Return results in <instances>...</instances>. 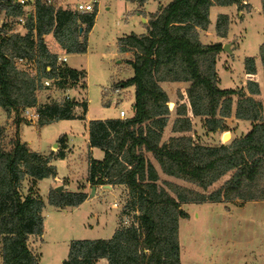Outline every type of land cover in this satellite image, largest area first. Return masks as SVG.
Here are the masks:
<instances>
[{
	"label": "trees",
	"instance_id": "16d2710c",
	"mask_svg": "<svg viewBox=\"0 0 264 264\" xmlns=\"http://www.w3.org/2000/svg\"><path fill=\"white\" fill-rule=\"evenodd\" d=\"M139 7L146 0H128ZM246 0H169L150 15L145 33L125 34L118 38L120 52H130L125 59L130 77L113 83L114 89L133 86L132 114L126 118L91 119L87 123L88 146L104 153L102 159L88 154L86 181L91 186L124 185L128 197L120 224L110 238L72 239L66 257L60 264H96L105 258L108 264H180L179 219L186 218L184 203L204 201L247 202L264 200V104L257 81L246 80L245 88H220L216 61L222 49L220 42L202 43L199 29L208 26L212 5L238 6ZM14 0H0V11L23 17L24 34L0 26V109L12 119L13 132L3 139L6 127L0 125V264H39V255L28 246L30 235H41L44 201L37 181L56 175L51 163L54 156L65 155L66 137L58 138L53 154L33 150L19 135L18 127L31 120L23 115L33 107L39 126L60 119H84L88 101L65 98L64 92L76 85L86 89L85 70L57 63L58 52L50 49L45 36L51 34L65 53H83L87 49L97 9L79 12L46 0H34L33 12ZM250 7V6H249ZM229 18L220 13L215 32L227 35ZM23 58L33 71L16 64ZM264 76V39L259 46ZM247 74L256 73L254 56L243 61ZM49 68V69H48ZM42 78H53L62 92L60 100L38 102V92L45 90ZM188 82L186 103L175 109L172 131H191V116L202 118L208 132L228 129L225 118L251 122L250 129L227 143L201 144L190 134L171 136L161 142L168 123V95L161 82ZM234 97L236 98L234 100ZM82 113L76 114V107ZM190 113V114H189ZM150 153L162 171L207 189L225 174L231 176L209 193L199 192L176 183H158V173L147 157ZM28 179L26 193L19 189ZM84 186L77 191L50 189L47 201L58 208L78 206L88 196ZM122 218V217H121ZM127 222V224H125Z\"/></svg>",
	"mask_w": 264,
	"mask_h": 264
},
{
	"label": "rangeland",
	"instance_id": "374dc122",
	"mask_svg": "<svg viewBox=\"0 0 264 264\" xmlns=\"http://www.w3.org/2000/svg\"><path fill=\"white\" fill-rule=\"evenodd\" d=\"M53 1L56 5L71 6L73 9L77 2L91 1L96 3L97 15L88 34L86 51L83 53H66L68 65L86 71V89L78 84L69 90V94L79 101L87 98L88 106L84 117L91 119L109 118L118 116L120 109H124L129 115L132 114L133 86L119 88L118 91H115L113 86L114 82L126 79L132 74L130 66L125 63V59L131 58V53L119 51L118 38L131 31L143 32L144 24L141 22L138 12H142L141 14L149 19L150 15L154 13L147 15L148 13H145L144 10L147 12L155 11L158 8L157 1L146 0L143 5L144 9L138 6L140 10H136L135 3L125 0ZM243 3L247 4L241 6L232 4L221 7L223 12H226L223 14L229 18L225 37H220L215 32V21L220 13L214 7L211 11L217 14L211 17V26L208 24L206 29L198 30L202 43L220 42L222 44L219 62L225 63L227 69L219 64L218 71L222 84L226 87H231L235 83L238 84V80H241L243 61L246 56L256 57L261 67L259 46L264 39V0H246ZM29 9L33 12V3L24 5V12ZM3 24L11 32L12 28L19 29L18 26L21 25V22L18 21L17 17L0 11V26ZM217 39L218 41H216ZM46 43L52 51L59 54L65 53L55 44L53 38H47ZM224 45H226L225 49H223ZM119 60L121 63L117 62ZM230 67L231 70H229ZM27 69L33 71L31 66ZM160 85L168 95L170 111L168 123L162 132L161 142L167 141L171 136L190 134L195 141L201 144L216 145L227 143L234 137L242 135L250 126L246 123L235 126L234 123H228L227 130L219 133L208 132L202 124V118L195 116L191 121L190 132H173L171 127L176 116L175 109L180 103L188 104L185 90L189 84L188 82H177L160 83ZM238 88L240 87L237 86L236 89ZM48 97L49 99L60 100L63 94L53 88L38 92L39 103L44 102ZM259 99L263 101L262 98ZM187 108L189 109V105ZM80 111H82V107ZM34 121L36 122V120ZM0 125L4 127L8 125L2 113H0ZM23 125L21 135L19 132L20 137L30 140L32 149L42 151L49 149L62 134L75 135L76 139L73 141L75 145L74 154L69 159L59 158L55 161V165L57 164L58 176L61 178L68 177L70 188L76 190L77 181L82 176H87L88 168V151L81 139V131L85 126L83 121L80 119H60L40 126V130L39 127L35 128L37 123L36 125L23 123ZM10 132L12 133L13 129H8L4 133V140L10 137ZM146 155L152 162V155L150 153H146ZM153 165L158 173V183L166 186L165 181H169L205 193L220 187L231 176V172L225 174L204 190L195 184L165 174L157 162L156 166L154 163ZM43 186L44 182L40 187L44 194L45 188ZM28 187L29 182L24 180L20 183L19 189L22 193H26ZM126 194L122 193L121 186H117L113 190L99 189L92 197L67 211L47 204L43 209V232L41 235H35L31 239V243L28 244L32 250L35 247L37 252H34L38 253L40 257L39 264H60L67 255L69 242L72 239L106 238L110 236L109 228L111 226L109 224L115 218L117 207L119 208L118 218L120 213L125 210L128 200ZM115 202L117 207L113 205ZM181 208L187 212L188 216L179 219L180 264H264V200L190 202L182 204ZM120 216L122 217L120 219H126L130 223L132 213L129 216Z\"/></svg>",
	"mask_w": 264,
	"mask_h": 264
},
{
	"label": "crops",
	"instance_id": "0c3cea01",
	"mask_svg": "<svg viewBox=\"0 0 264 264\" xmlns=\"http://www.w3.org/2000/svg\"><path fill=\"white\" fill-rule=\"evenodd\" d=\"M125 1H127V2H131V3H135L136 4V10H140V8H138V5H137V3L136 2H133V1H128V0H125ZM157 1V3H158V8L155 10V11H149V12H147V11H145L144 10V12L145 13H148L147 15H149V13H155L156 11H158V9H159V6L160 5H163V4H165V3H167L169 0H165V1H163V0H161V3H159V0H156ZM96 3L94 2V8H95V5ZM229 6V5H228ZM142 8H143V6H141ZM212 7H214V9L215 8H217V10H218V12L219 13H226V12H223V8H221V7H224V6H220V5H213V6H211L210 7V21H212V19H211V17L212 16H215L217 13L215 12V13H213L211 10H212ZM144 9V8H143ZM138 12V11H137ZM142 12H138V15L140 16V19H141V22L144 24V31L143 32H141V33H145L146 32V28H145V23H147V20H148V17H147V19H146V17H144L142 14H141ZM96 15H97V13H96ZM95 19H96V17H95ZM95 21V20H94ZM95 23V22H94ZM94 25V24H93ZM209 25L211 26V22L209 23ZM19 27V29H15V28H12V30H11V32H16V33H20V34H24L25 32H26V28L24 27V25H23V23H21V25H19L18 26ZM93 27V26H92ZM131 32H134V31H131ZM131 32H129V33H131ZM129 33H125V34H129ZM134 33H136V32H134ZM125 34H123V35H125ZM137 34H140V33H137ZM123 35H121V36H123ZM121 36H119V37H121ZM51 37V39H52V36H51V34H49V35H46L44 38H45V40L47 41V38H50ZM88 41V40H87ZM216 41H218V39L216 40ZM219 55L220 54H218V58H217V61H216V71H217V73H218V77H219V87L220 88H236L237 86L238 87H240V88H245V85H246V80L247 79H252V80H255V81H257V83H258V85H259V89H260V94L259 95H255V97L256 98H262L263 99V104H264V76H263V69H262V64H261V67H260V63H259V61H258V59L255 57V64H256V73L255 74H247V73H245V71H244V67H243V76L241 77V80H238V84H233V86H231V87H226V86H224L223 84H222V79H221V77H220V74H219V69H218V65L219 64H222V66L224 67V68H226L227 69V66H225L224 64L225 63H220L219 62ZM221 56V55H220ZM128 59V58H127ZM221 60H226V59H221ZM259 60H260V58H259ZM67 62H68V60H67ZM118 63H121V61L119 60V61H117ZM261 62V61H260ZM67 65H68V63H66ZM227 64H229V63H227ZM69 67H72V68H75V69H80V68H76V67H74V66H70V65H68ZM81 70V69H80ZM82 70H84V69H82ZM229 70H231V67H230V69ZM86 72V71H85ZM240 81V82H239ZM178 81H174V82H169V81H164V82H161V84H163V83H177ZM115 91H118L117 89L115 90ZM261 95V97H259ZM187 104V103H186ZM188 105V104H187ZM264 111V110H263ZM0 113H2V114H4V116H5V120H7V122H8V125L6 126V128H7V130L8 129H14V126L12 125V118L11 117H8L6 114H5V112L2 110V109H0ZM190 114V113H189ZM113 117H117V116H113ZM176 117V116H175ZM195 116H191V119H193ZM263 117H264V112H263ZM77 119V118H76ZM94 119H104V118H94ZM74 120V119H73ZM81 121H83V123L85 124V126H84V128H83V131H81V139L83 140V143L85 144V148H86V150L88 151V154H90L93 158H95V159H102L103 158V155H104V153H103V151L101 150V149H99V148H97V147H89L88 146V127H87V123H88V121L89 120H91V118L90 117H86L85 116V118L84 119H80ZM225 123H226V125L228 124V123H230V124H232V123H234V126L235 125H237V124H242V123H246V124H248V125H250L249 126V128L248 129H246V131L243 133V134H245L249 129H250V127H251V122L250 121H248V120H242V119H237L235 116H234V106H233V111H232V114L229 116V117H226L225 119ZM28 124H30V125H33V124H35L36 125V122L34 121V120H32L30 123H28ZM22 126H24L23 125V123L22 124H20L19 125V127H18V131L20 132V135H21V129H22ZM37 127H39V130L41 129V127L39 126V125H37L35 128L37 129ZM217 133H219V132H217ZM242 134V135H243ZM65 136L66 137V145H67V148H66V150H65V155H64V157H62L61 159H69V157L71 156V155H73L74 154V143H73V141L76 139V137H75V135H72V134H69V133H67V134H62L61 136ZM61 136H59V137H61ZM239 136H241V135H239ZM22 139V138H21ZM23 141H25V142H27L28 143V145L31 147V141L30 140H25V139H22ZM58 141V140H57ZM55 142V143H53V145H51L50 146V148L49 149H47V150H39V149H35L37 152H39V153H41V154H43V155H48L51 151H53V154H55L56 152H57V149H58V147H59V143L58 142ZM230 141V140H229ZM228 141V142H229ZM54 148H56L55 150H53ZM33 149V150H34ZM59 158L58 157H56V156H54L53 155V157H52V159H51V163L56 167V165H55V161H57ZM151 160H152V162L155 164V166H156V161L153 159V158H151ZM25 181L27 182L28 181V179H25ZM70 179L68 178V177H63V178H61V177H59L58 176V174H57V170H56V175L54 176V177H52V176H50V177H46V178H42V179H40V180H38L37 181V188H38V193L40 194V196L42 197V199H43V201H44V207L45 206H47V204H49L48 203V201H47V197H48V193H49V191H50V189H55L56 190V188L58 187V186H61V190H60V192H65V191H77L78 190V187L79 186H81V185H83L84 186V191L85 192H87V194H88V196H87V198L85 199V200H87V199H89L90 197H92V195L95 193V192H97V190H99V189H102V190H113V189H115V187H117V186H121V188H122V193H126V187L124 186V185H121V184H119V185H111V184H104V185H97V186H95V189L92 191V186L86 181V176H82L81 177V179L80 180H78L77 181V185H76V190H73V189H71L70 188ZM44 182V188H45V193L43 194V191H41V184ZM84 200V201H85ZM50 205V204H49ZM80 205V204H79ZM115 207H117L118 205L116 204V202L113 204ZM51 206H53V205H51ZM54 207V206H53ZM71 207H76V206H66V207H64V208H61V209H63L64 211H67L69 208H71ZM56 208H58V207H56ZM44 209V208H43ZM118 207H117V211H116V213H115V218L112 220V222H110V224H109V226H111L110 228H109V233H110V236H108V237H106V238H110L111 236H112V234H113V232H114V230L118 227V225H119V218L117 217V215H118ZM42 213H43V210H42ZM120 216V215H119ZM35 235H30L29 236V238H28V244H30L31 243V239L34 237ZM98 238H100V237H98ZM33 246V245H32ZM35 247H33V251H36V249H34ZM37 252V251H36ZM66 257V256H65ZM96 264H108L107 263V260L105 259V258H101V259H99L97 262H96Z\"/></svg>",
	"mask_w": 264,
	"mask_h": 264
},
{
	"label": "built area",
	"instance_id": "2783aa9c",
	"mask_svg": "<svg viewBox=\"0 0 264 264\" xmlns=\"http://www.w3.org/2000/svg\"><path fill=\"white\" fill-rule=\"evenodd\" d=\"M14 1L16 3L22 4V5L23 4H31V3L34 2V0H14ZM52 1L53 0H46V2H48V3H51ZM93 9H94V2H91V1H89V2H77V3L74 4V10L79 11V12H91V11H93ZM18 21L23 23L24 22L23 17H19ZM56 61H57V63H65L66 64L67 63V54L66 53L58 54ZM16 64L19 67L23 68V69H27V68L30 67V64L27 63L26 60L23 59V58H17L16 59ZM55 80H57V79L42 78L41 83L47 89H52L53 88V89L57 90L55 88V85H54ZM69 90L70 89H67L64 92V97L65 98L74 97V96L69 94ZM80 109H81V106H77L76 107V109H75L76 114H78V115L81 114L82 111H80ZM79 111H80V113H79ZM23 115L26 118L30 119L31 121L32 120H36V118H37V113L35 111V108H33V107L25 108V110L23 111ZM128 116H129V114L124 109H120L118 111V116L117 117L126 118Z\"/></svg>",
	"mask_w": 264,
	"mask_h": 264
},
{
	"label": "water",
	"instance_id": "95a60500",
	"mask_svg": "<svg viewBox=\"0 0 264 264\" xmlns=\"http://www.w3.org/2000/svg\"><path fill=\"white\" fill-rule=\"evenodd\" d=\"M225 48H226V45L223 46V49H225ZM94 189H95V186H92V191H93ZM56 190L60 192V190H61V186H58V187L56 188Z\"/></svg>",
	"mask_w": 264,
	"mask_h": 264
}]
</instances>
